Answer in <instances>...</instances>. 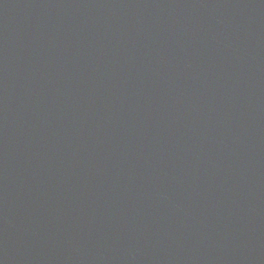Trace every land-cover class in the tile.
<instances>
[{
    "label": "water",
    "instance_id": "water-1",
    "mask_svg": "<svg viewBox=\"0 0 264 264\" xmlns=\"http://www.w3.org/2000/svg\"><path fill=\"white\" fill-rule=\"evenodd\" d=\"M0 264H264V0H0Z\"/></svg>",
    "mask_w": 264,
    "mask_h": 264
}]
</instances>
